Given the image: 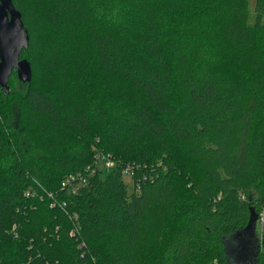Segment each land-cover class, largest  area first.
<instances>
[{"label":"trees","instance_id":"16d2710c","mask_svg":"<svg viewBox=\"0 0 264 264\" xmlns=\"http://www.w3.org/2000/svg\"><path fill=\"white\" fill-rule=\"evenodd\" d=\"M12 2L33 75L0 87V264H236L264 211V0Z\"/></svg>","mask_w":264,"mask_h":264},{"label":"water","instance_id":"95a60500","mask_svg":"<svg viewBox=\"0 0 264 264\" xmlns=\"http://www.w3.org/2000/svg\"><path fill=\"white\" fill-rule=\"evenodd\" d=\"M23 24L21 13L12 0H0V87L6 93L10 92L7 83L13 70L22 82L29 83L32 80L30 62L20 58L23 50H28L30 45V36ZM256 229L257 219L254 216L247 229L234 237L238 244L233 247L229 243L231 249L228 248V253L236 264H257L254 258L260 247Z\"/></svg>","mask_w":264,"mask_h":264},{"label":"built area","instance_id":"2783aa9c","mask_svg":"<svg viewBox=\"0 0 264 264\" xmlns=\"http://www.w3.org/2000/svg\"><path fill=\"white\" fill-rule=\"evenodd\" d=\"M98 155V160L96 161L95 163V166L94 168L90 169V168H87L86 171H80V173H77V174H73V175H68L66 177V179H64L62 182H61V188L63 191L66 192V194H71V195H76L78 193H81V190L86 187L89 183V179L92 178L95 173H96V170L99 169V170H106V171H109V169H111V167H113V159L111 158L110 155H103V156H99ZM100 165H104L103 168H100ZM125 175L129 176V178L132 177V167H131V164L127 165L125 171H124ZM54 205L57 204V202H54L53 203ZM66 205L64 204L62 207H65ZM263 215V214H262ZM260 215V221L263 222V225H264V218L263 216ZM75 218L77 219V215H75ZM72 233L74 236H77L79 235V229L78 227L74 230H72ZM263 235V234H262Z\"/></svg>","mask_w":264,"mask_h":264},{"label":"rangeland","instance_id":"374dc122","mask_svg":"<svg viewBox=\"0 0 264 264\" xmlns=\"http://www.w3.org/2000/svg\"><path fill=\"white\" fill-rule=\"evenodd\" d=\"M104 165H100V168H103ZM124 182H126V184H128V192L131 193V191H133L134 189V181H132V178H129V176L125 175L124 177ZM263 218H264V211H263ZM256 233H258L259 237H262V234H264V225L262 221H259L258 225H257V229H256Z\"/></svg>","mask_w":264,"mask_h":264},{"label":"crops","instance_id":"0c3cea01","mask_svg":"<svg viewBox=\"0 0 264 264\" xmlns=\"http://www.w3.org/2000/svg\"><path fill=\"white\" fill-rule=\"evenodd\" d=\"M258 234V233H257Z\"/></svg>","mask_w":264,"mask_h":264}]
</instances>
